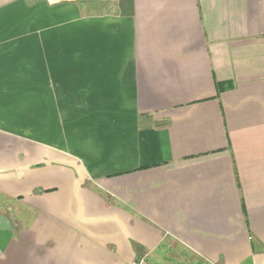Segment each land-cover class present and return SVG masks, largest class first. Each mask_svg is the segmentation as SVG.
Masks as SVG:
<instances>
[{"label":"crops","instance_id":"0c3cea01","mask_svg":"<svg viewBox=\"0 0 264 264\" xmlns=\"http://www.w3.org/2000/svg\"><path fill=\"white\" fill-rule=\"evenodd\" d=\"M264 264V0H0V264Z\"/></svg>","mask_w":264,"mask_h":264},{"label":"rangeland","instance_id":"374dc122","mask_svg":"<svg viewBox=\"0 0 264 264\" xmlns=\"http://www.w3.org/2000/svg\"><path fill=\"white\" fill-rule=\"evenodd\" d=\"M159 260H162L163 261V264L168 260V259H159ZM182 262H188V263H191V262H193L194 264H200L199 262H197L196 260L194 261H190V259L189 258H187V259H182Z\"/></svg>","mask_w":264,"mask_h":264},{"label":"built area","instance_id":"2783aa9c","mask_svg":"<svg viewBox=\"0 0 264 264\" xmlns=\"http://www.w3.org/2000/svg\"><path fill=\"white\" fill-rule=\"evenodd\" d=\"M89 1H91V0H89ZM138 264H144L143 260L142 259L139 260V263Z\"/></svg>","mask_w":264,"mask_h":264}]
</instances>
